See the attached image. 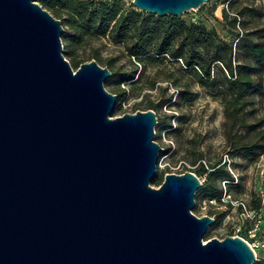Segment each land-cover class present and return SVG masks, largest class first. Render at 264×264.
<instances>
[{
  "label": "water",
  "instance_id": "obj_1",
  "mask_svg": "<svg viewBox=\"0 0 264 264\" xmlns=\"http://www.w3.org/2000/svg\"><path fill=\"white\" fill-rule=\"evenodd\" d=\"M207 1L133 4L165 17ZM64 31L39 0H0V264H253L241 236L204 244L196 173L151 185L156 112L112 117L111 70H74Z\"/></svg>",
  "mask_w": 264,
  "mask_h": 264
},
{
  "label": "rangeland",
  "instance_id": "obj_2",
  "mask_svg": "<svg viewBox=\"0 0 264 264\" xmlns=\"http://www.w3.org/2000/svg\"><path fill=\"white\" fill-rule=\"evenodd\" d=\"M118 1L125 12L135 10L146 16L151 14L134 6L133 0ZM230 1L229 16L234 15L236 9L244 12L241 16L244 24L238 26L240 35L230 30V17L224 16L223 9ZM259 12L264 13V0H208L200 8L175 17L188 25L216 30L221 38L231 41L264 27V17L259 18ZM54 16L61 20L64 30L70 29L65 23L64 9ZM62 40L63 53L74 70L93 59H99L101 66L108 67L106 62L113 59L114 69L120 75L105 81L106 89L118 97L112 117L139 110L156 112L158 122L154 139L162 150L157 175L151 185L159 187L168 173H196L205 168V173H196L203 185L196 192L193 209L197 216L209 215L215 220L204 241L241 236L254 246L256 261L253 264H264V149L257 150L256 156L251 151L238 150L249 142L264 144V103L257 101L250 105L244 119L227 121L221 98L203 87L193 73L186 72L181 59L176 61L163 56L152 62H138L122 44L109 36L94 37L71 47L67 46L63 35ZM133 73V80L119 83ZM218 169L228 171L229 175ZM214 192L218 193L217 197L210 196Z\"/></svg>",
  "mask_w": 264,
  "mask_h": 264
},
{
  "label": "trees",
  "instance_id": "obj_3",
  "mask_svg": "<svg viewBox=\"0 0 264 264\" xmlns=\"http://www.w3.org/2000/svg\"><path fill=\"white\" fill-rule=\"evenodd\" d=\"M40 3L56 14L61 8L65 10V23L70 29L64 31L63 38L68 47L81 45L94 37L109 36L122 44L138 62H152L163 56L176 61L181 59L186 72L193 73L203 87L221 98L227 121L244 119L250 105L257 101L264 103V27L254 33H243L240 39L227 41L216 30L188 25L175 16H146L135 10L125 12L118 0L110 4L91 0H40ZM231 5L230 1L224 7V16L230 17V30L240 35L238 26L244 24L241 20L244 12L236 9L234 15L229 16L227 9ZM257 16L263 18L264 13L259 12ZM106 65L112 72L109 79L120 75L114 69L113 59ZM133 79L134 73L126 75L119 83ZM262 149L264 144L249 142L238 150L251 151L256 156L257 150ZM218 171L229 175L223 169ZM205 172V168L196 171ZM210 196L217 197L218 193Z\"/></svg>",
  "mask_w": 264,
  "mask_h": 264
},
{
  "label": "bare ground",
  "instance_id": "obj_4",
  "mask_svg": "<svg viewBox=\"0 0 264 264\" xmlns=\"http://www.w3.org/2000/svg\"><path fill=\"white\" fill-rule=\"evenodd\" d=\"M193 9H194V8H193ZM206 243H207V241L204 242V244H206ZM253 247H254V246H253Z\"/></svg>",
  "mask_w": 264,
  "mask_h": 264
},
{
  "label": "built area",
  "instance_id": "obj_5",
  "mask_svg": "<svg viewBox=\"0 0 264 264\" xmlns=\"http://www.w3.org/2000/svg\"><path fill=\"white\" fill-rule=\"evenodd\" d=\"M252 246V245H251ZM252 248L254 249V247L252 246Z\"/></svg>",
  "mask_w": 264,
  "mask_h": 264
}]
</instances>
